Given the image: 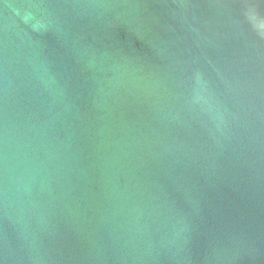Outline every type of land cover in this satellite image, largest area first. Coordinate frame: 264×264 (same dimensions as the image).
Returning a JSON list of instances; mask_svg holds the SVG:
<instances>
[{
	"label": "water",
	"instance_id": "obj_1",
	"mask_svg": "<svg viewBox=\"0 0 264 264\" xmlns=\"http://www.w3.org/2000/svg\"><path fill=\"white\" fill-rule=\"evenodd\" d=\"M0 264H264V0H0Z\"/></svg>",
	"mask_w": 264,
	"mask_h": 264
}]
</instances>
